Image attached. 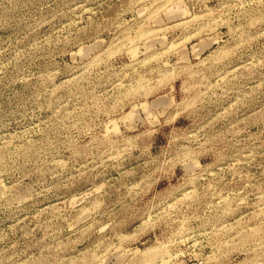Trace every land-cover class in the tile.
<instances>
[{"label": "rangeland", "instance_id": "374dc122", "mask_svg": "<svg viewBox=\"0 0 264 264\" xmlns=\"http://www.w3.org/2000/svg\"><path fill=\"white\" fill-rule=\"evenodd\" d=\"M0 264H264V0H0Z\"/></svg>", "mask_w": 264, "mask_h": 264}]
</instances>
